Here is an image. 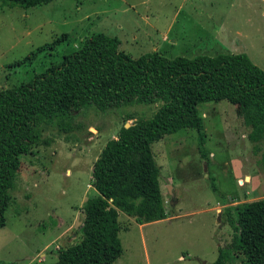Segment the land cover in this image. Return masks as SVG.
I'll return each instance as SVG.
<instances>
[{
  "label": "rangeland",
  "instance_id": "rangeland-1",
  "mask_svg": "<svg viewBox=\"0 0 264 264\" xmlns=\"http://www.w3.org/2000/svg\"><path fill=\"white\" fill-rule=\"evenodd\" d=\"M94 33L117 38L132 59L245 53L264 70V0H50L13 7L0 1V90L28 82ZM58 36L61 42L17 64ZM160 104L83 108L68 134L42 123V142L15 174L0 228V264L52 263L59 248L80 241L94 161L122 125L151 117ZM198 110L207 155L191 127L152 144L166 217L140 225L120 212L123 252L113 264H210L219 248L223 264H243L224 211L264 197V127L254 129L226 99L202 102Z\"/></svg>",
  "mask_w": 264,
  "mask_h": 264
},
{
  "label": "trees",
  "instance_id": "trees-1",
  "mask_svg": "<svg viewBox=\"0 0 264 264\" xmlns=\"http://www.w3.org/2000/svg\"><path fill=\"white\" fill-rule=\"evenodd\" d=\"M0 1L13 7L50 0ZM62 39L58 36L38 47L17 64ZM119 44L117 38L94 33L28 82L0 90V228L6 223L21 158L42 142V123L68 134L79 126L76 113L83 108L107 111L132 101L161 102L151 117L133 118L106 142L92 165L94 194L81 206L82 238L59 248L57 260L47 264H113L123 252L120 212L138 224L166 217L160 166L152 144L166 134L191 127L197 131L198 149L205 157L200 103L226 99L239 106L254 129L264 127V70L247 54L168 58L148 53L132 59L120 51ZM224 222L232 227L231 245L243 255V264H264V197L242 203L234 211L226 207ZM224 256L219 248L217 260L210 264H223Z\"/></svg>",
  "mask_w": 264,
  "mask_h": 264
},
{
  "label": "water",
  "instance_id": "water-1",
  "mask_svg": "<svg viewBox=\"0 0 264 264\" xmlns=\"http://www.w3.org/2000/svg\"><path fill=\"white\" fill-rule=\"evenodd\" d=\"M130 124H125V126L127 127V126H129Z\"/></svg>",
  "mask_w": 264,
  "mask_h": 264
},
{
  "label": "built area",
  "instance_id": "built-area-1",
  "mask_svg": "<svg viewBox=\"0 0 264 264\" xmlns=\"http://www.w3.org/2000/svg\"><path fill=\"white\" fill-rule=\"evenodd\" d=\"M220 211V210H219Z\"/></svg>",
  "mask_w": 264,
  "mask_h": 264
},
{
  "label": "crops",
  "instance_id": "crops-1",
  "mask_svg": "<svg viewBox=\"0 0 264 264\" xmlns=\"http://www.w3.org/2000/svg\"><path fill=\"white\" fill-rule=\"evenodd\" d=\"M141 225V224H140Z\"/></svg>",
  "mask_w": 264,
  "mask_h": 264
}]
</instances>
